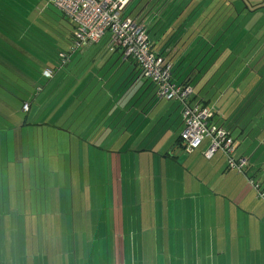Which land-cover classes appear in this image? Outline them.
I'll return each mask as SVG.
<instances>
[{"label": "crops", "instance_id": "1", "mask_svg": "<svg viewBox=\"0 0 264 264\" xmlns=\"http://www.w3.org/2000/svg\"><path fill=\"white\" fill-rule=\"evenodd\" d=\"M210 1L214 3L131 0L124 15L145 25L153 50L171 64L176 80L188 76L194 89L189 103L212 110L213 122L228 126L231 133L239 131L234 157L247 159L243 172L229 169L218 153L209 160L199 149L185 154L179 143L180 104L159 99L155 85L120 50L115 49L124 67L120 73L101 75L104 68H95L86 76H75L60 66L43 90L45 107L60 105L48 124L18 127V123L0 133V181L6 179L10 164L15 168L21 158L29 160V189H37V174L32 171L42 168L49 176H44L43 185L50 187L45 206L54 213L45 216L50 220L42 226L46 237H37L41 226L32 223L26 229L35 237H0L1 248L4 240L10 242V249H0V264L2 259H10V264H264V200L253 186L264 188V156L254 161V154L247 158L238 150L250 141V135L245 136L248 125L264 108L251 105L258 96L256 90L250 91L251 84L230 98L219 96L218 101L193 86L207 79L196 68L207 59V10L215 5L222 11L227 6H222L225 0ZM112 49L109 46L107 51ZM38 135L43 137L41 145ZM183 154L188 159L180 163ZM57 158L63 165H56ZM58 170L65 181L69 171L83 181L92 177L96 204L90 217L105 226L98 231L103 237H92V246L89 237H55L64 223L54 219L64 215L68 226L69 206L67 189L61 204L62 189L52 188ZM104 182L106 191L101 190ZM104 193L112 213H101L103 204L98 200ZM32 204L30 200L27 209L36 221ZM79 219L81 235L90 236L82 230L83 216ZM120 225L124 227L117 228ZM121 231L130 237H113ZM14 242L20 249H14Z\"/></svg>", "mask_w": 264, "mask_h": 264}, {"label": "rangeland", "instance_id": "2", "mask_svg": "<svg viewBox=\"0 0 264 264\" xmlns=\"http://www.w3.org/2000/svg\"><path fill=\"white\" fill-rule=\"evenodd\" d=\"M208 2L211 5L214 3L210 0H207V3ZM252 2L255 3L256 1L253 0ZM226 4L227 6L223 7L222 11H220L221 8L217 10L215 5L212 9L207 5V9L209 8V10H207V15L210 17L207 19V59L205 60L204 65L196 66L199 71L203 70L204 73H206L205 75H207V79L203 81H196L193 83V86L196 88V92L204 90L203 93L208 95L209 99L214 97L218 101L219 96L221 99V97L227 94L230 98L234 92H238L239 88L242 90V88L244 89L245 86L251 84L250 91L254 89L256 90L255 92L258 93V96L261 95L259 98L256 97L253 99V101L257 100L256 104H260L261 110L264 108V10L248 15L245 12L246 6L242 0H225L222 6H225ZM260 5L264 6V0H262ZM248 33L250 34L249 37L247 35ZM212 45L214 48L211 47ZM121 59L120 53H117L115 49L106 53V55L102 58V61L99 63L100 67L105 64L102 67L104 70L101 72V75H111L123 71L124 67ZM47 62H50L49 67H53L55 59L50 56ZM223 76H225L224 80H222ZM148 82L150 83V81ZM222 85H224V87ZM226 99L228 98H225L224 101ZM224 101L221 105H224L227 102ZM252 104L253 102L251 105ZM10 111V109L4 108V113L7 117L8 123L12 125L20 123L21 116L16 114L11 116L10 113L12 111ZM224 126L225 128H229L226 125ZM248 126L249 128L247 129L245 136L250 135V137L247 138V140L250 141H248V143L244 146L240 145L238 150H241L247 158L254 154L255 157L252 158H254L255 161L256 159L264 156V111H262V114L259 115L258 118H254L253 123ZM238 135L239 131L237 130H234L231 133L233 140L236 138L239 141L240 139L238 138ZM36 138L38 140V144L40 141L41 145L43 137L38 135ZM205 145L206 143L203 142L199 148V152L202 150L203 153L206 148ZM40 153L42 154V151H40ZM217 153L223 156L221 152ZM41 154L38 156L41 157ZM186 159L188 158L183 154L180 163ZM224 160L226 163L225 157ZM56 161L57 166L63 165V162L61 163L59 158H57ZM19 163L20 165L17 164L15 168L12 164H10L11 168L9 172H7L6 179L4 177V179L0 181V237H7V239H9V237H22L24 240H26V237H35L29 229H26V226L31 223L41 226L39 229L40 233L37 237H46L43 235L44 231L42 230V226L45 227V216L47 213L49 215L54 214L50 210H47L45 206V194L50 191V187L43 185V179L44 176L47 178L49 176L48 174H45L42 168V170L37 169V171H32L33 174H37L38 183L35 191L30 190L29 178L27 177L28 170L26 172V165L28 166L29 160L21 158ZM39 165H43V163ZM52 177V188L56 191L62 189L60 191L62 195L61 199L59 198V201L61 204L64 202L63 192L67 189L66 201L69 204L68 226L65 225V220H67V218L64 215H62V219H54V222L62 221L64 223L63 231L55 237H89L90 246H92V237H103L98 235V231L100 229H105V226H99L96 223L97 220L95 217H93V220L90 217V215L94 213L92 212L93 204H96V198L95 195H93V189L95 190V187H93L92 184V177L88 178L87 176V180L83 181L80 178H76L75 171H73V173L71 172V175L69 171L67 181H65V175L61 170L55 172ZM144 187L145 186L143 184V192ZM106 188L108 189L109 187H107V184L105 185L104 182L101 190L106 191ZM106 199L107 195L104 193L98 200L99 203L103 204L101 213H112V211L108 209L110 207L108 205L109 199ZM30 200H32L33 208H35L32 213H35V217H37L35 218L36 221H32V218L29 217V210L27 207ZM72 204H74L73 207ZM48 205L49 199L47 200V206ZM61 213L63 214L64 210L60 211V213L58 212L57 215ZM87 214H89L88 218H86ZM81 215L83 216L82 230L85 235L89 233L90 236L81 235V226H79V218ZM72 217L74 219H72ZM145 220L148 221V218H145L144 210V225ZM48 221L47 224L49 223ZM51 221L53 222V220ZM64 227L67 230V234L64 233ZM119 227L123 228L124 226H117V228ZM147 228L150 229L149 225ZM109 229L115 230L114 227ZM94 233L97 235L92 236ZM113 237L130 236H124L123 231H121V235H113ZM1 244L2 248L0 245V249H10V242L4 240ZM17 244L18 242H14L15 250H18L19 248ZM10 261V259H2L1 264H6L7 262L10 264Z\"/></svg>", "mask_w": 264, "mask_h": 264}, {"label": "trees", "instance_id": "3", "mask_svg": "<svg viewBox=\"0 0 264 264\" xmlns=\"http://www.w3.org/2000/svg\"><path fill=\"white\" fill-rule=\"evenodd\" d=\"M260 10L264 7L246 6L245 12L249 15ZM109 46L111 43L105 37L96 44L75 48L74 25L54 6L53 0H0V133L17 127L8 123L4 108L13 112L10 111L11 116H21L18 127L46 125L51 115L59 111L58 103L55 109L51 105L45 107L42 95L50 79L42 73L46 68L55 72L60 67V54L68 58L60 70L86 76L95 68L103 70L104 64H98ZM50 56L55 59L53 67L47 62ZM171 75L174 83L190 85L188 76L180 81L172 71ZM74 79L66 84L71 87ZM24 104L28 105L27 112L21 110ZM179 143L182 146L180 137Z\"/></svg>", "mask_w": 264, "mask_h": 264}, {"label": "built area", "instance_id": "4", "mask_svg": "<svg viewBox=\"0 0 264 264\" xmlns=\"http://www.w3.org/2000/svg\"><path fill=\"white\" fill-rule=\"evenodd\" d=\"M130 1L54 0L53 4L73 23L75 48L90 46L108 37L111 46L119 49L124 59L132 60L141 75L155 85L159 99L180 104L183 123L180 140L185 154H192L205 142L206 148L202 154L207 160L221 152L226 158L227 167L242 173L247 160L234 157L236 147L230 130L213 122L212 110L189 103L194 93L193 87L172 81V66L153 50L145 25L124 15ZM67 59L66 55H59L61 67ZM54 73L52 68H46L42 75L45 79H52ZM21 110L27 112L28 105L24 104ZM253 186L259 198L264 200V188Z\"/></svg>", "mask_w": 264, "mask_h": 264}, {"label": "flooded vegetation", "instance_id": "5", "mask_svg": "<svg viewBox=\"0 0 264 264\" xmlns=\"http://www.w3.org/2000/svg\"><path fill=\"white\" fill-rule=\"evenodd\" d=\"M253 0H249V1H245L244 0V2H246V6H254V5H258V7L260 8V7H264V6H262V5H260V3L262 2V0H254V1H256L255 3H253L252 2Z\"/></svg>", "mask_w": 264, "mask_h": 264}]
</instances>
